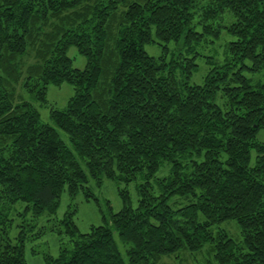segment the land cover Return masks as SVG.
Instances as JSON below:
<instances>
[{"label":"trees","instance_id":"16d2710c","mask_svg":"<svg viewBox=\"0 0 264 264\" xmlns=\"http://www.w3.org/2000/svg\"><path fill=\"white\" fill-rule=\"evenodd\" d=\"M223 30L235 38L224 63L189 84L197 44ZM149 44L160 56L144 51ZM71 46L85 56L83 70L67 56ZM243 70L264 71V0H0V264H27L23 233L16 243L8 236L15 215H53L64 191L73 199L89 179L127 183L163 162L170 176L159 194L142 186L133 208L121 192L111 226L80 233L66 214L73 248L44 264H125L115 231L129 245L128 264L207 243L218 264H264V143L256 137L264 84L251 85ZM62 83L74 95L50 119L71 148L22 96L46 104L48 87ZM173 196L193 202L174 209ZM229 220L241 245L212 230Z\"/></svg>","mask_w":264,"mask_h":264},{"label":"rangeland","instance_id":"374dc122","mask_svg":"<svg viewBox=\"0 0 264 264\" xmlns=\"http://www.w3.org/2000/svg\"><path fill=\"white\" fill-rule=\"evenodd\" d=\"M235 38L225 30L222 31L220 38L216 39L212 35L205 36L197 44L195 51V61L197 71L188 80L191 85H201L203 78L213 67L220 66L227 57L228 44ZM144 51L151 57H158L161 54V47L156 44L144 46ZM67 56L72 60L74 68L83 70L86 67L85 56L79 54L77 48L69 47ZM248 63V62H247ZM243 75L249 79L251 85L264 84V71L251 73L242 71ZM74 95L73 87L68 83L60 86L50 85L46 93V104H41L33 100L29 95L22 94L23 98L30 102L39 112L40 120L44 124H54L50 119V110H64L69 99ZM218 105L223 108L222 98H218ZM56 128V127H55ZM59 137L71 148L68 136L56 128ZM257 141L264 143V130L257 133ZM256 153L251 152V165L255 162ZM83 164V163H82ZM170 176V165L166 162L161 163L157 171L147 176L145 172L138 173L129 182L119 179H103L100 184L89 179L86 190L80 191L71 199L66 191L60 198V204L55 214L50 215L46 212L34 217L31 211L13 217V225L8 230V236L12 243L17 242V237L23 233L24 256L27 264H44V257L50 255L56 257L62 248L71 250L73 242L65 233L66 226L62 222L66 214L72 213V219L80 233H88L93 226H111L112 214L118 213L124 206L120 193L125 191L134 208L139 199V189L146 186L154 195H158L160 190L159 182ZM89 193V197L86 196ZM193 202L191 197L173 196L169 200L172 208L184 207ZM17 212H22L25 204L19 203ZM199 220L203 218L200 216ZM213 231L224 230L227 235L237 244L241 245L242 235L239 226L235 221L229 220L214 226ZM114 241L118 247L125 264H128L126 251L128 244L121 242L116 231L113 233ZM2 242V241H1ZM156 264H218L215 260L213 245L207 243L196 252L180 251L176 254L161 258Z\"/></svg>","mask_w":264,"mask_h":264}]
</instances>
